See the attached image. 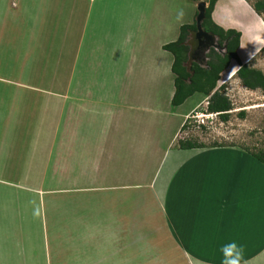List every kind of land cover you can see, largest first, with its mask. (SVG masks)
Here are the masks:
<instances>
[{"label": "crops", "instance_id": "obj_1", "mask_svg": "<svg viewBox=\"0 0 264 264\" xmlns=\"http://www.w3.org/2000/svg\"><path fill=\"white\" fill-rule=\"evenodd\" d=\"M198 5L0 0V264H221L233 241L241 264H264V163L237 146L181 149L202 99L180 114L173 88L175 109L157 103L164 46ZM235 13L260 18L219 0L213 19L241 30ZM243 38L249 63L260 48L244 58Z\"/></svg>", "mask_w": 264, "mask_h": 264}, {"label": "rangeland", "instance_id": "obj_2", "mask_svg": "<svg viewBox=\"0 0 264 264\" xmlns=\"http://www.w3.org/2000/svg\"><path fill=\"white\" fill-rule=\"evenodd\" d=\"M181 1H187L190 4L195 3L191 0ZM245 1L251 4L256 0ZM186 6V2H184L181 7L185 11L183 14L188 17V10L190 9L187 10ZM225 14L226 11L219 7L216 18L223 22L226 16ZM229 22L238 23L241 29L238 31L244 35V42L241 48V55L244 58L249 57L254 50L260 48L256 56L250 61V64L264 72V52H261V49L264 47V16L256 18L255 15L246 13L241 17L235 13ZM189 43L191 44L192 40ZM191 46L193 48V59L201 65H205L209 49L202 47L196 48L193 43ZM261 46L263 47L261 48ZM237 66L239 65L236 64V61L231 63L228 71L232 72L225 71V73H222L223 76H221L218 82V88L226 85L225 91L234 105V109L230 112V119L224 122L217 114L206 111L208 97L201 93L194 94V97L187 100L186 104L182 105L179 110H175L183 114V112L192 108L198 100L202 99L198 104V108L187 119V128L182 130L180 139L196 141L207 147L218 144L237 146L251 151L264 150V94L261 90H250L242 85L241 80L233 75ZM0 75H2L1 71ZM168 85L169 91H166L165 86V90L161 96V102L157 103L161 104L164 109L169 108L172 111L175 108L172 107L168 94L175 88L173 73L169 76ZM178 120V123H181L183 117H178Z\"/></svg>", "mask_w": 264, "mask_h": 264}, {"label": "trees", "instance_id": "obj_3", "mask_svg": "<svg viewBox=\"0 0 264 264\" xmlns=\"http://www.w3.org/2000/svg\"><path fill=\"white\" fill-rule=\"evenodd\" d=\"M191 1H204L207 3L202 28L217 37V43L223 48V52L211 48L207 54L206 64L201 65L193 59V48L191 46L192 43L198 44L196 39L197 20L192 24H185L181 27L178 39L164 46V49L171 52L174 57L172 72L174 74L175 92L172 98V105L174 107L181 106L194 94L201 93L208 97L206 111L217 114L222 121L227 122L230 119V112L234 109V105L225 91L226 85L218 88L222 73L229 68L232 61H236L239 68L235 76L241 80L242 85L250 90H261L264 94V72L254 67L250 62H242L238 53L241 46L242 33L232 28L225 29L214 21L213 12L219 0ZM250 5L257 15L260 17L264 16V0H256ZM190 40H192L191 44L189 43ZM261 52H264V47ZM186 128L187 121L183 125L182 130ZM178 144L181 149L224 146L216 144L207 147L202 143L188 139H180ZM245 150L264 163L263 149L258 151Z\"/></svg>", "mask_w": 264, "mask_h": 264}, {"label": "water", "instance_id": "obj_4", "mask_svg": "<svg viewBox=\"0 0 264 264\" xmlns=\"http://www.w3.org/2000/svg\"><path fill=\"white\" fill-rule=\"evenodd\" d=\"M207 3L202 1L198 5V15H197V33H196V39L198 41V44L195 45L196 48H208L209 50L211 47L217 49L218 51L223 52V48H221L217 43V37L213 34H210L203 30L202 28V22L205 18V11H206ZM211 46V47H210Z\"/></svg>", "mask_w": 264, "mask_h": 264}, {"label": "clouds", "instance_id": "obj_5", "mask_svg": "<svg viewBox=\"0 0 264 264\" xmlns=\"http://www.w3.org/2000/svg\"><path fill=\"white\" fill-rule=\"evenodd\" d=\"M221 264H241L243 249L236 243L224 244L221 249Z\"/></svg>", "mask_w": 264, "mask_h": 264}, {"label": "bare ground", "instance_id": "obj_6", "mask_svg": "<svg viewBox=\"0 0 264 264\" xmlns=\"http://www.w3.org/2000/svg\"><path fill=\"white\" fill-rule=\"evenodd\" d=\"M233 75H236V73H235V74H233Z\"/></svg>", "mask_w": 264, "mask_h": 264}]
</instances>
